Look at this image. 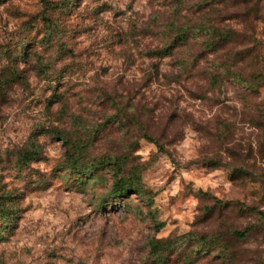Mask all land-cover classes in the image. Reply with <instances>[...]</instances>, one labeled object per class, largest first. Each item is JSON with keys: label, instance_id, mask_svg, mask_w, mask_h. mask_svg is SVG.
Returning <instances> with one entry per match:
<instances>
[{"label": "rangeland", "instance_id": "1", "mask_svg": "<svg viewBox=\"0 0 264 264\" xmlns=\"http://www.w3.org/2000/svg\"><path fill=\"white\" fill-rule=\"evenodd\" d=\"M0 264H264V0H0Z\"/></svg>", "mask_w": 264, "mask_h": 264}, {"label": "trees", "instance_id": "2", "mask_svg": "<svg viewBox=\"0 0 264 264\" xmlns=\"http://www.w3.org/2000/svg\"><path fill=\"white\" fill-rule=\"evenodd\" d=\"M222 38V37H221ZM185 42V39L183 37H181L179 34H176L173 38H172V43H176V42ZM144 137L148 140H153V138L150 135L145 134ZM77 147V146H76ZM80 149V147H79ZM71 170L77 171L78 173H80L81 170H84L85 168H80V166L77 164L76 159L71 157ZM106 160L105 159H101L98 162H96L95 164L91 165V168H98V167H102L105 166ZM132 189V185L131 184H127L126 180L124 178H117L112 186V192L114 195L116 196H124L129 190ZM250 230L249 227H245L243 230L241 231H235V233L240 236L243 237L248 231ZM151 248L152 249H158V246L156 245V243L151 244Z\"/></svg>", "mask_w": 264, "mask_h": 264}]
</instances>
